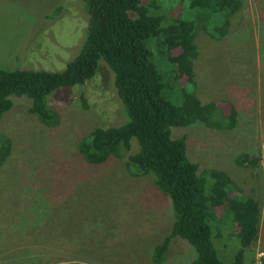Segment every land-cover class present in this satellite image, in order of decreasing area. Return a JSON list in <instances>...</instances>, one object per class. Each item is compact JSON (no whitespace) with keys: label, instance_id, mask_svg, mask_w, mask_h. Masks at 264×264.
Here are the masks:
<instances>
[{"label":"rangeland","instance_id":"obj_1","mask_svg":"<svg viewBox=\"0 0 264 264\" xmlns=\"http://www.w3.org/2000/svg\"><path fill=\"white\" fill-rule=\"evenodd\" d=\"M142 3L149 15L163 17V26L173 22L176 11L188 14L186 1ZM242 3L226 37L213 40L202 30L197 33L195 83L185 88L203 105L222 101L236 107L235 127L215 131L197 123L171 127V135L186 138L187 157L199 174L218 170L256 200L259 235L244 251L243 264H264V0ZM129 15L138 17L135 11ZM87 23L82 0H0V69L62 71L79 53ZM153 43L146 46L162 62ZM163 66L164 95L179 106L182 88L174 67ZM13 103L0 120V134L11 144L0 166V264H155L152 252L170 231L173 210L153 175L129 172L127 156L136 152V140L129 151L102 165L88 164L80 150L95 128L127 121L103 60L82 86L47 96L48 107L59 116L55 127L29 113V98L13 97ZM244 156L245 163L237 165ZM219 229L220 243L214 234V244L230 264L240 250L237 228L228 221ZM195 257L194 249L176 237L161 264H190Z\"/></svg>","mask_w":264,"mask_h":264},{"label":"trees","instance_id":"obj_2","mask_svg":"<svg viewBox=\"0 0 264 264\" xmlns=\"http://www.w3.org/2000/svg\"><path fill=\"white\" fill-rule=\"evenodd\" d=\"M82 1L88 15L84 41L62 71L0 69V120L13 107V97L25 96L31 101L30 114L48 127L57 126L59 116L48 107L47 96L60 88L82 86L103 60L113 75L127 121L95 128L83 139L80 150L88 164L102 165L129 151L131 140H136V152L127 156L129 172L153 175L156 188L170 199L173 210L170 231L154 247L152 261L161 264L171 240L178 237L196 253L190 264H224L213 235L220 243L219 225L230 221L237 228L234 240L240 247L230 264H243L244 251L259 235L258 203L218 170L199 174L197 165L187 157L186 138L171 135V127L187 128L197 123L215 131L235 127L236 107L222 101L203 105L185 88L195 83L197 33L202 30L213 40L226 37L233 28L232 17L243 8L242 0H181L186 1L188 14L176 11V18L167 26L162 25V16L149 15V6L142 0ZM131 11L138 17L131 18ZM149 40L158 46L162 62L147 48ZM164 64L173 65L174 80L182 88L179 106L164 95V74L159 71ZM10 150L9 138L0 134V166ZM245 160V156L239 157L237 165L242 166ZM217 210H222V215Z\"/></svg>","mask_w":264,"mask_h":264}]
</instances>
